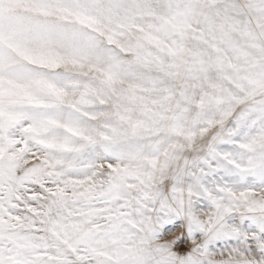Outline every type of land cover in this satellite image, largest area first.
I'll use <instances>...</instances> for the list:
<instances>
[{"label": "snow or ice", "instance_id": "6c2138e0", "mask_svg": "<svg viewBox=\"0 0 264 264\" xmlns=\"http://www.w3.org/2000/svg\"><path fill=\"white\" fill-rule=\"evenodd\" d=\"M0 264H264V0H0Z\"/></svg>", "mask_w": 264, "mask_h": 264}]
</instances>
